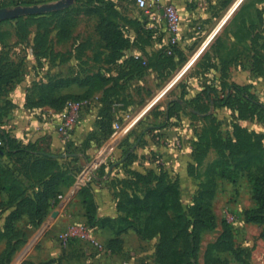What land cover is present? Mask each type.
I'll return each instance as SVG.
<instances>
[{
  "label": "rangeland",
  "instance_id": "374dc122",
  "mask_svg": "<svg viewBox=\"0 0 264 264\" xmlns=\"http://www.w3.org/2000/svg\"><path fill=\"white\" fill-rule=\"evenodd\" d=\"M52 1L56 0H0V7ZM233 1L187 0L186 9L181 13L180 39L172 44L166 29L156 30L146 26L145 11L139 8L136 0H99L103 6L112 7V18L123 35L122 55L118 57L114 55L112 42L104 40L96 30L99 18L79 13L82 7L77 4H81V1L76 0L69 7L74 8L72 39L75 42L60 44L58 47L63 51L51 58L55 59L54 62L60 60L61 64L49 67L47 62L40 70L41 74L47 78L102 72L117 80L113 81L116 85L114 92L111 91L112 99L109 98L112 104H109V100L102 101V95L97 96L102 94L101 91L96 92L90 97L91 104L84 108L67 142L62 143L61 147L48 148L55 153H66L65 164L73 175L71 185H74L77 200L71 203L69 209L74 218L71 224L86 226L107 246L112 238H120L117 243L119 249L111 248L113 252L110 256L92 248L79 237L62 242L60 233L71 224L52 228V210L56 204L37 227L30 226L27 217L17 222V228L24 230L27 236L26 242L14 254V261L21 260V264H60L64 258H71L75 264H88L89 261L101 264L110 258L119 263L128 259L134 260L135 264H144L146 260L147 264H157L159 235L147 236L139 233L136 225L131 227L130 222L113 221L117 218V206L128 196L143 197L156 187V178H164L173 189L172 193H168L164 207L176 227L179 220L177 212L180 210L178 204L186 207L184 213L191 217L188 207L201 193V182L215 176V170L209 171L210 165L219 158L215 150V130L223 139H227L232 135L230 132L234 126L245 128L251 132L259 148L264 150V0H242L223 27L215 33L217 22ZM49 14L51 12L34 16ZM58 21V18L50 17L49 25L45 27L51 33L54 47ZM71 44L73 49L69 50ZM20 48L21 57L24 44ZM74 53L75 59L69 60ZM141 58L146 61L143 65L137 62ZM184 67L188 68L180 75ZM21 69L24 74L26 68ZM170 80L174 84L124 134H115L129 119L140 113ZM232 83H236L241 90L232 95V104L217 108L208 99L207 90L216 89L223 97ZM85 90V87L77 85L66 89L73 93H83ZM34 94V91H30L26 96L32 97ZM175 99L185 103L167 122V104ZM48 118L53 122L51 116ZM164 123L165 126L147 132L150 126ZM48 131L44 139L53 141V138H57L62 142L55 124L52 123ZM153 145L155 150L151 149L148 156H142L143 151H148L142 149ZM69 152H78L77 158H70L67 155ZM133 152L136 155L126 167L120 165L117 169H111L112 164L124 162ZM102 158L103 162L84 176L90 164ZM24 162V159L18 160L17 164L23 166ZM256 165L252 172L264 170V165ZM247 170L243 165L236 181L216 175V192L210 200V210L216 215L217 225L201 232L197 264H205L207 250L222 234L225 223L233 228L236 248L245 262L254 258L256 264H264L263 225L245 223V211L255 205L253 183ZM132 171H138L141 175ZM79 177H83V181L77 185ZM68 187L64 188L62 198ZM85 187L93 190L98 204L99 218L95 219V223L87 217L80 193ZM153 204L163 206L157 201ZM136 214L140 216L139 227H143L148 213L139 211ZM3 222L1 218L0 226ZM188 228L190 230L191 226L188 225ZM46 233L51 241L70 249H64L59 256L50 257L44 251L45 246L39 245ZM4 246L5 242L0 241V254ZM215 254L213 251L214 257ZM221 256L227 258L226 254ZM181 261H186V258L181 257Z\"/></svg>",
  "mask_w": 264,
  "mask_h": 264
},
{
  "label": "trees",
  "instance_id": "16d2710c",
  "mask_svg": "<svg viewBox=\"0 0 264 264\" xmlns=\"http://www.w3.org/2000/svg\"><path fill=\"white\" fill-rule=\"evenodd\" d=\"M78 2L81 3L77 4L78 7H82L79 13L84 12L99 18L96 30L104 40L112 42L114 55L121 56L124 39L118 29V23L112 18V7L103 6L99 0H85V2L78 0ZM73 9L71 7L53 11L46 16L29 15L17 19V33L23 39H27L30 27L37 25L38 30L31 52L38 60L42 57L51 58V56L59 55L54 49L50 31L45 28L49 25L50 17H56L59 20L57 25L59 40L72 37ZM6 36L7 32L0 30V42ZM5 61L6 59H0V88L7 91L14 87L16 79L21 74V66ZM143 61L142 58L137 60L142 65ZM115 80L102 72H90L86 75L72 77L51 76L35 84V94L32 97H27L26 105L30 108L49 107L60 111L66 107L69 100L88 99L99 91L102 92V101L107 102L114 92L116 83L113 81ZM75 85L85 87L86 90L83 93L66 91ZM240 90L236 83H232L228 87L226 96H220L216 89L207 90V94L212 104H215L217 108H223L232 104V95ZM111 91L113 92L111 93ZM109 101V104H112L113 101ZM184 103L185 101L181 99H175L168 104L167 122L171 121L176 110L182 108ZM163 126L165 123L152 125L147 132ZM230 133L232 135L223 139L220 133L215 130V150H217L219 158L209 168L211 172L215 170V176L213 175L208 181L201 182V193L195 198L194 204L188 207L191 217H187V214L184 213L183 209L186 207L177 202L180 210L177 212L179 220L176 227L164 207L168 193L173 192L172 186L167 184L164 178H156V187L143 197L128 196L127 200L117 206V215L115 216L117 218L113 221L130 222L131 227L136 225L137 231L147 236L159 235L157 261L160 264H197L201 232L205 229L216 228L217 225L216 215L210 210V200L216 192V175L236 181L243 165H246L249 178L253 183L252 198L255 201L254 207L245 211V221L263 225L261 236L264 238V170L258 173L252 172L257 167L256 164L264 165V150L259 148V144L255 142L251 132L247 129L234 126ZM43 141L44 138H39L28 144H23L11 137L5 130L0 129V219H4L0 226V241L5 242L0 254V264H10L16 251L26 242L27 234L24 230L17 228V222L27 217L30 226L40 225L49 211L60 202L64 188L73 182L72 172L67 169L65 164L66 157L64 155L66 153L52 152ZM67 155L70 158H77L78 152H69ZM135 155L136 153L133 152L127 156L124 162L112 164L111 167H115L114 169L120 165L126 167ZM235 157L240 159L237 160L238 158ZM23 159L25 160L23 166L17 164L18 160ZM247 159L248 161L245 162ZM132 173L141 175L138 171H132ZM80 193L86 206L87 217L95 223V219H98L99 215H97L98 204L93 190L90 187H85ZM155 201L162 203L163 206L153 204ZM139 211L148 213L143 227H139L140 216L136 214ZM188 225L191 226L190 230ZM119 241L120 238H112L109 240V247L114 250L119 249L117 245ZM213 251L216 253L215 257L212 255ZM224 252H231L236 259L244 260L236 248L233 228L228 223L224 224V230L217 241L209 246L205 264L227 262L228 259L221 256ZM181 257L186 258V261L182 262Z\"/></svg>",
  "mask_w": 264,
  "mask_h": 264
},
{
  "label": "crops",
  "instance_id": "0c3cea01",
  "mask_svg": "<svg viewBox=\"0 0 264 264\" xmlns=\"http://www.w3.org/2000/svg\"><path fill=\"white\" fill-rule=\"evenodd\" d=\"M174 1L179 10L180 13H183L186 9V3L187 0H170ZM242 0L237 1L234 0L230 6L227 9V12L230 8H232V12L225 15L217 22L216 27L218 29L215 31L217 33L221 27H223L224 23L227 21L229 16L235 11V9L240 5ZM235 4V5H234ZM237 4V6H236ZM234 5L233 7H231ZM236 6V7H235ZM86 16V15H85ZM93 18H96L95 15H87ZM225 17V18H224ZM20 18V17H19ZM224 18V19H223ZM17 19H9L5 21H0V30L7 32V36L4 38L3 41L0 42V59H6V61H9L10 63H13L14 65H20L21 67L26 68L25 73L23 74L21 72L20 76L16 79L14 83V87L10 90H5L0 88V129L5 130L9 133V135L13 138H16L17 140L21 141L23 144H28L31 141H35L40 138V136L43 138L47 133L49 132L48 129L52 125L49 121L50 111L51 108L44 107V108H37L32 109L29 106L26 105L27 102V94L30 91H34L35 84L37 82H40L41 80H45L49 77H45L41 74L40 70L46 66L48 62V66H57L58 64H61V61L58 60L54 62L55 59H50L47 57H42L40 60L36 58L31 52V47L34 44V37L38 30L37 25H32L30 27V33L27 37V39L21 38L17 33V27L16 22ZM98 19V18H96ZM223 19V21H222ZM181 22H182V15H181ZM145 23L146 26L149 28H154L156 30L158 29H166V24L164 21L161 22H154L150 16L145 14ZM168 32V31H167ZM57 36V35H56ZM75 41L72 39H66V40H59L58 37L55 38V51L56 53L63 51L58 46L60 44L65 43H74ZM24 44L23 49V56H19V54L22 52L21 45ZM18 45V46H17ZM73 49V44H71L69 50ZM202 49V48H201ZM69 60L75 59V53L71 54L68 58ZM71 60V61H72ZM5 61V62H6ZM52 64V65H51ZM188 67H184L181 69V74L187 69ZM22 71V69H21ZM178 80V79H176ZM174 84V81L170 80L168 84L158 92V94L150 101L146 107L140 111L137 115L133 116L127 124L121 128L117 133L118 134H124L137 120L138 118L158 99L160 98L163 93L172 85ZM31 88V89H30ZM102 94L99 93L97 96H101ZM168 105V104H167ZM51 120V119H50ZM168 128V127H167ZM166 128V129H167ZM50 140V142H48ZM44 144L49 147H61L62 142L60 143L57 138H53V141L51 139H44ZM155 150V145L151 146V148H146L142 150H148L142 152V156H148L149 150ZM137 151V150H136ZM138 153L140 151L138 150ZM76 192L74 190V185L69 186L65 189V195L61 199V201L58 203V205L52 210L53 212H57V216H53L51 219L52 228H57L61 224L69 225L73 223V216L70 212V206L73 201H76ZM103 208V207H102ZM246 225H252V223H247L245 221ZM49 234L46 233L42 236L39 245L42 247L45 246L46 249H44L45 252H47L50 257L59 256L65 248L62 247L61 244L56 243L55 241H51L50 238H48ZM100 239V238H99ZM54 242V243H53ZM103 242V241H102ZM263 240H260V243H262ZM90 245V244H89ZM106 245V244H105ZM91 246V245H90ZM107 246V245H106ZM92 248H95L91 246ZM112 255V249L111 247L107 246ZM67 249V248H66ZM65 249V250H66ZM68 248L67 250H69ZM64 250V251H65ZM66 250V251H67ZM223 255L226 254L227 256V262L220 263V264H256L255 259H248L247 262L245 260H238L231 252H224ZM41 259H39V262ZM148 260L144 264H147ZM21 260L13 261L11 264H21ZM96 263V262H95ZM92 261H89L88 264H95ZM135 264L134 260H123V263H119L118 260H113L108 258V260L101 264ZM60 264H75V260L71 258H64ZM98 264V263H97ZM157 264L159 262L157 261Z\"/></svg>",
  "mask_w": 264,
  "mask_h": 264
},
{
  "label": "built area",
  "instance_id": "2783aa9c",
  "mask_svg": "<svg viewBox=\"0 0 264 264\" xmlns=\"http://www.w3.org/2000/svg\"><path fill=\"white\" fill-rule=\"evenodd\" d=\"M137 5L140 9L145 11V14L150 16L154 22L164 21L169 34V41L172 44H176L181 35V13L174 1L170 0H136ZM146 63V61H143ZM91 104V99H81V100H69L66 107L63 110L55 111L51 109V124H55L58 133L61 135L62 143H66L71 131L79 123L81 116L83 114L84 108ZM116 131L115 134H117ZM115 136V135H114ZM104 158L97 161V163L91 165L84 172V176L91 173V170L96 165L103 162ZM83 177H79L77 185L81 184ZM74 237H79L85 240L88 244L95 247L101 252L107 254L111 253V250L102 242L91 230L86 226H77L75 224L69 225L65 230L60 233V240L62 242H67ZM127 264V263H126Z\"/></svg>",
  "mask_w": 264,
  "mask_h": 264
},
{
  "label": "water",
  "instance_id": "95a60500",
  "mask_svg": "<svg viewBox=\"0 0 264 264\" xmlns=\"http://www.w3.org/2000/svg\"><path fill=\"white\" fill-rule=\"evenodd\" d=\"M76 0H56L33 5H16L14 7H0V21L16 19L22 16L39 15L59 11L72 6ZM112 169V167H111ZM57 216V212H53Z\"/></svg>",
  "mask_w": 264,
  "mask_h": 264
}]
</instances>
